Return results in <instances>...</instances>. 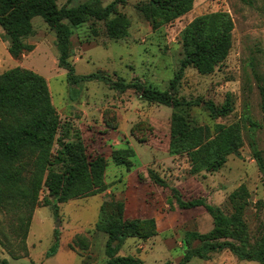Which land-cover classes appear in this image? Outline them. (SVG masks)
<instances>
[{
  "label": "rangeland",
  "instance_id": "374dc122",
  "mask_svg": "<svg viewBox=\"0 0 264 264\" xmlns=\"http://www.w3.org/2000/svg\"><path fill=\"white\" fill-rule=\"evenodd\" d=\"M85 1L57 3L70 7ZM100 1L105 6L113 0ZM150 1L118 3L110 15L117 37L108 33V20L89 19L77 26L70 60L79 75L96 72L168 91L178 106L149 102L134 88L116 89L99 79L82 81L73 91L68 70L59 65L56 33L42 17L32 19L35 31L27 42L34 48L19 58L9 53L11 40L0 26V75L22 67L43 76L51 116L57 120L50 135L41 138V160L36 153L24 169L15 165L12 170L13 180L36 185L32 194L37 205L26 252L19 250L16 234L21 223L26 224L30 204L22 212H0L2 227L19 254L13 257L0 244V264H105L108 236L97 223L102 205L111 198L124 202L127 218L155 221L147 223L140 236L127 238L118 255L138 257L143 264H179L188 251L186 232L213 230L217 232L210 240H235L243 251H255V236L264 233V0H158L157 7ZM147 6L150 17L142 11ZM225 38L230 48L212 71L203 73L189 63L192 57L212 58ZM210 104L225 113L215 116ZM64 144L88 160L106 158L103 191L58 201L48 174L64 169L57 158ZM39 165L44 170L40 180L34 178ZM150 170L178 187L187 200L206 197L221 209L226 224L218 228L202 206L172 208L170 189L155 183ZM241 187L248 192V204L239 219L231 195ZM56 229L60 245L50 256ZM206 242L195 239L192 247ZM188 264L261 263L224 250Z\"/></svg>",
  "mask_w": 264,
  "mask_h": 264
},
{
  "label": "trees",
  "instance_id": "16d2710c",
  "mask_svg": "<svg viewBox=\"0 0 264 264\" xmlns=\"http://www.w3.org/2000/svg\"><path fill=\"white\" fill-rule=\"evenodd\" d=\"M124 0H113L107 5H102L100 0H88L75 6H59L57 0H0V26L6 31L11 42L8 47L9 53L19 58L27 51L34 48L27 39L34 34L32 19L42 17L47 25L56 33V45L59 52V65L68 70L67 80L71 89L82 81L99 79L109 83L112 87L120 90L134 88L140 92L141 97L149 102L161 103L168 106H178L180 103L172 93L147 87L136 81L123 82L113 80L101 73H89L79 75L71 62L72 36L75 28L89 19L108 20L107 30L112 37H117V25L115 19L110 15L115 12L118 3ZM152 7L158 6V0H151ZM150 17V7L143 8ZM231 29V25L227 27ZM227 33V32H226ZM224 44L214 52L212 58L200 61L192 57L189 63H193L201 72H210L215 62L226 57L230 48V41L225 38ZM185 64L188 62L185 60ZM181 77L179 73L171 84L176 88V83ZM264 109V88L262 90ZM212 113L219 116L225 113L224 109H216L213 104L209 105ZM54 112L48 95L46 80L40 74L22 67L13 68L0 75V212L23 211L30 204L26 224L21 223L18 235L19 250L27 251L26 238L29 232L30 221L36 207L37 196L32 194L36 185L25 183L20 184L19 178L13 180L12 170L14 166L25 168V163L36 153L39 154V161L44 146L41 138L50 135L51 129L57 125L56 117L51 116ZM68 146V145H67ZM63 145L57 156L63 162L64 169L61 172L50 171L48 179L55 182V194L59 202L68 201L73 198L90 196L104 190V172L107 167V160L99 155L93 160H88L82 155L75 153L71 147ZM257 158L263 165L262 157ZM35 171L34 178L41 179L44 173L43 168ZM150 174L155 183L167 187L171 191L169 203L172 208L177 205L181 209H192L204 207L214 216L217 227L226 224L221 209L210 203L206 197L187 200L180 189L171 185L154 170ZM241 196L246 197L241 199ZM248 192L244 187L237 189L231 195V203L238 218L244 214V208L248 204ZM55 211L59 209L57 203L53 204ZM23 222V218H20ZM147 223L154 224V219L127 218L125 215V204L115 198L106 201L101 207L97 227L107 236L106 255L108 260L105 264H143L141 259L135 256L118 255V252L125 240L130 237L140 236ZM215 230L209 233L188 231L185 234L184 243L188 251L184 254L179 264H188L193 258L210 259L213 253L224 250L230 251L241 260L258 261L264 264V233L255 236V251H243L237 241H214L209 237ZM217 232V231H215ZM205 238L207 242L201 248L192 247L193 240ZM9 233L4 231L0 222V244L9 253L17 258L16 248ZM60 245V233L56 229L54 242L48 254L55 255ZM6 261L4 260L3 264Z\"/></svg>",
  "mask_w": 264,
  "mask_h": 264
}]
</instances>
